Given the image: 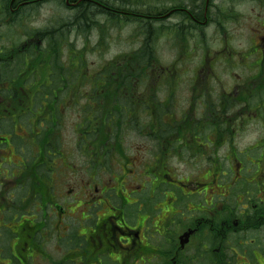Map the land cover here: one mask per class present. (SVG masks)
<instances>
[{
  "label": "flooded vegetation",
  "instance_id": "flooded-vegetation-1",
  "mask_svg": "<svg viewBox=\"0 0 264 264\" xmlns=\"http://www.w3.org/2000/svg\"><path fill=\"white\" fill-rule=\"evenodd\" d=\"M121 39L223 44L147 68L90 144L86 79L40 57ZM0 264H264V0H0Z\"/></svg>",
  "mask_w": 264,
  "mask_h": 264
},
{
  "label": "trees",
  "instance_id": "trees-1",
  "mask_svg": "<svg viewBox=\"0 0 264 264\" xmlns=\"http://www.w3.org/2000/svg\"><path fill=\"white\" fill-rule=\"evenodd\" d=\"M98 9L97 5L91 4L86 9H82L78 16L82 18L83 14L85 16L90 15ZM97 41L100 42L101 40ZM155 43L156 41L147 40L142 43L140 49L115 57L93 74L94 94L89 98V128L93 131L90 134V144H97V139L103 140L97 145L113 144L120 136L119 133L124 131L120 123H126L127 120L119 113L118 107L128 103L124 100L125 97L134 95L123 93V90H132L135 87L134 82L145 81L147 68L152 67L154 69L161 65ZM182 43L186 44L187 42L183 41ZM182 47L184 44L180 46V48ZM78 58L80 59V57ZM40 63V74L43 78L51 74L50 71H52L57 74V81L61 80V75L67 80V78L70 79V76L73 77L75 73H78L80 80H85L83 75L84 69L87 68L85 59L80 61L81 67L76 70L67 68L62 64L61 58L56 56H41ZM100 82L105 84L98 85Z\"/></svg>",
  "mask_w": 264,
  "mask_h": 264
},
{
  "label": "rangeland",
  "instance_id": "rangeland-1",
  "mask_svg": "<svg viewBox=\"0 0 264 264\" xmlns=\"http://www.w3.org/2000/svg\"><path fill=\"white\" fill-rule=\"evenodd\" d=\"M183 41H156L155 47L157 50L159 63L164 67H172L178 63V57L180 52L182 51L180 46L182 44L186 45L184 48L186 49H194V48H221L223 42L219 41H186L187 43H182ZM101 43V45H100ZM241 42H231L230 45L232 47H237L238 44ZM181 44V45H180ZM140 45L139 42L136 40H107L104 42H99L97 40H89L88 41V52L86 53L84 59L86 60V64L88 66V71L86 75V82L83 86H81V96L88 94L89 97L93 96V77L94 73L99 71V68H102L105 64L110 62L117 56H121L124 54H129L132 51L136 50L137 47ZM62 63L65 66H68V58L63 57L61 58ZM75 67V63H72V68ZM158 74H161L160 70L157 71ZM176 75V73H175ZM163 77V76H162ZM70 79L73 81H78V73H75L73 77L70 76ZM172 82L175 79L171 80ZM175 83V82H174ZM79 90V91H80ZM87 92V94H86ZM78 95V97H81ZM79 106L74 107V109H78ZM133 136L131 132H127V142L131 143L133 141ZM130 145V144H127Z\"/></svg>",
  "mask_w": 264,
  "mask_h": 264
},
{
  "label": "bare ground",
  "instance_id": "bare-ground-1",
  "mask_svg": "<svg viewBox=\"0 0 264 264\" xmlns=\"http://www.w3.org/2000/svg\"><path fill=\"white\" fill-rule=\"evenodd\" d=\"M86 9V8H84ZM83 19V20H82ZM98 19V14L97 12H94V13H91L90 15H84L82 16H77V17H74L72 19H70L69 22L67 23H77V24H81V25H87L89 23V26L95 24L96 20Z\"/></svg>",
  "mask_w": 264,
  "mask_h": 264
}]
</instances>
